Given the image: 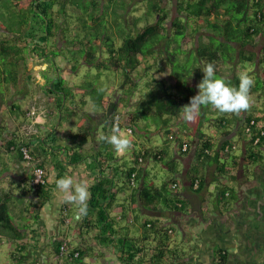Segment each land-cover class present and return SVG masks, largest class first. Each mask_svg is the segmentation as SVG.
I'll return each mask as SVG.
<instances>
[{"label": "trees", "instance_id": "16d2710c", "mask_svg": "<svg viewBox=\"0 0 264 264\" xmlns=\"http://www.w3.org/2000/svg\"><path fill=\"white\" fill-rule=\"evenodd\" d=\"M129 1L21 0V3H17L15 17H12L13 20L12 18L3 19V17H0V25L3 24L1 21H7L9 25H6L7 27L3 25L2 28L9 35L17 37L18 40H28L26 46L23 45L24 41L12 45H9V41L4 40L0 43V98L11 93V91L18 94L21 92L20 83L28 72L29 56H32L35 60L39 59V56H35L34 52L45 51L44 48L48 45V40L60 34H63L64 46L67 42L66 46L68 47L72 44L75 45L76 39L80 37L81 42H78L82 47L79 49L81 51L84 48L85 63L90 66L95 65L97 68H112L115 71H122L124 73L122 88L131 85L129 89L127 88V92V89L125 90L128 98H121L123 101L119 102L112 100L109 104L106 117L108 118V124H110L108 129L110 132L113 123L116 121V115L119 114L116 110L120 102L126 107L123 115H126V122L130 126L138 127L139 121L145 120L148 123L151 119L160 126L174 125L176 122L170 123L172 117L182 115V107L187 105L190 98L197 94L196 86L203 78L200 69L205 64L213 63L216 66L218 77H223L233 86H238V75L234 74L226 77V74L217 69L218 63L224 62L235 65V61L239 58L243 62L252 61L253 58L256 59V55L246 57L244 53H246L247 46L253 45L255 38L262 31L260 27L264 25V0H181L177 2L176 13L170 21V26L166 21V9L163 0L147 1L145 15L147 17L155 16V21L144 26H139L142 17L134 16L131 17V20L128 18ZM70 7H75V16H77L76 21L79 27L78 35L74 40L66 35L69 33L70 27L63 24L65 20L63 23H59L57 20L61 15H65L67 18ZM80 11L81 13H79ZM26 27H29V30L26 36L22 37ZM208 29L213 33L208 34V38L207 36L203 38L201 34ZM116 34L120 36L121 44H118ZM188 36H194V47L183 49L182 42ZM64 46H57L56 42L51 45L53 49L57 48L59 50H62ZM27 48L30 50L29 56L28 52L25 51ZM97 48L106 49L104 57H97ZM43 53L41 57L48 55L56 57L54 51ZM161 61L164 63H161ZM75 66H72L73 70H76ZM166 67L171 69L175 81L168 82L166 79L157 80L152 77V80L146 83L149 86L148 95L143 99L141 96L140 101H137L139 105L136 111L130 110L131 108L128 110L129 106H133L131 97L138 89L136 88L137 79L135 78L139 70L142 68L145 72H150L153 75L164 72ZM30 74L29 72L28 75ZM261 83L264 82L257 80L251 87L250 93H257L259 88H262L263 92L257 96H264V88ZM59 84L61 85L60 88ZM46 88L49 93L61 92L62 97H66V99L70 94L68 91H71L64 87L60 81L53 84L48 81ZM104 97L105 90L90 83L82 96L80 110L83 112V116L87 119L91 117L89 113L83 111L89 99L92 100L93 109L98 111L103 106ZM20 106L18 108L26 114L27 110H23ZM60 108L61 106L58 107V110ZM209 110L212 109L208 108ZM75 111L78 112V110ZM65 118L63 121L68 120L67 116ZM252 120L255 123L251 125V131L246 132V127L250 125ZM263 120L264 115L260 117L253 112L245 115L244 121L246 123L243 128L245 150L239 155L233 151L235 150L233 148L234 144H230L229 140L215 147L214 141L202 138V143L195 149L192 164L187 171L190 187L198 182L199 187L196 191H202L205 186L204 175L207 164L216 165L217 179L229 175L230 181L237 178L234 170L241 169L243 161L247 163L246 172L248 166L262 165L264 162V134L262 135L264 125L261 121L263 122ZM68 121L70 122V120ZM211 123L216 127H220L224 126L227 120H225V116L219 114ZM78 125L79 130L77 132H70L66 135L65 140L67 143L64 146H52L54 150L53 162L57 169L56 180L65 176L69 167L75 169L83 163H86L87 168L90 170H98L94 183L89 187L90 198L87 202V213L80 215L78 219L73 218L78 226L75 229L76 233L80 234L82 238H86V236L93 233V239L99 246L108 247L113 245L117 247L121 250L120 259L126 264H187L185 261H176L183 258L185 252L180 248L171 246V233L169 229L165 231L166 225L160 224L158 219H149L144 224L146 239L158 235L161 231L163 232L154 247H150L152 255L144 252L146 251V245L142 246L136 237H130L128 227H121L120 223L124 219L128 220L129 218L130 220L131 214L128 209L136 205L138 208L156 216L162 212L184 211L186 204L178 192V183L174 182V176L168 177L160 186H156L154 183L147 181L144 173L145 165L151 161L164 164L169 167L171 173L178 172L177 156L181 158L188 156L191 153V150H189L191 142L187 141L188 143H186L175 131H166L164 145L157 150L146 147L136 149V146L133 145L129 148L131 151H128L130 152L129 157L127 155L121 156L110 144L101 140L100 145L94 150L95 152L86 155L83 149L89 141L90 128L82 121ZM2 127L4 128V126ZM190 127V122L184 125L186 130ZM52 131L54 135L50 134L44 140V143L56 142L58 138L56 136L57 129L53 128ZM180 134L184 135L183 132ZM224 134H227V132ZM170 135H174L176 138L177 152L169 150ZM257 139L259 140L256 142ZM5 143L8 150L13 145L15 146V153L18 156L16 160L20 162H23L20 146H28L35 162L44 168V165L36 161V155L28 141L21 142L18 136H14ZM132 143H134L133 140H130V145ZM185 143L188 145V149L183 151ZM62 148L65 149L66 155L63 159L61 158ZM141 158L142 161H140ZM23 165L28 170L24 162ZM135 171L138 173L137 185L132 187L129 179ZM46 177L48 179L47 171ZM31 180L32 174L29 172L26 176V184L18 195L13 191L0 192L1 239L20 241L27 237L28 226H21L17 222L18 212H16V209L21 200L31 198L28 203L22 202L25 208L20 210L21 214L19 215L21 218L23 219L24 214H27L29 219L37 222L41 210L52 199V191L56 188V180L54 185L47 182V184L38 187L33 186ZM118 181H122L121 186ZM174 184L177 185L176 188H173ZM126 190L131 191L132 202L127 204L118 203L119 192ZM235 200L236 189L230 184L219 182L216 199L218 206L221 209H228ZM115 206L123 207L127 213H123L121 216L112 215ZM67 220L68 216L62 217L61 222L63 225L67 223ZM148 224H150V227H148ZM64 241L68 242L66 239H57L53 243L55 253L60 251ZM82 247L79 246L75 250L80 251V257L75 260L84 258L86 248L83 250ZM70 252L73 253V250H70ZM215 255V264H226L227 254L225 251L217 250ZM170 257L172 260L168 261ZM22 262L24 261L20 260L19 264Z\"/></svg>", "mask_w": 264, "mask_h": 264}, {"label": "crops", "instance_id": "0c3cea01", "mask_svg": "<svg viewBox=\"0 0 264 264\" xmlns=\"http://www.w3.org/2000/svg\"><path fill=\"white\" fill-rule=\"evenodd\" d=\"M17 3H21V0H0V17L5 14V10L7 13L12 10L16 13ZM57 20L59 22V18ZM260 28L262 31L255 38L254 44L247 46L246 53H244L246 57H251L253 54L256 55V59L253 58L255 61H248L250 64L255 65L247 70L246 65H243V61L240 58L235 61V65H226L223 62H219L217 69L220 71L224 69L225 71H222L224 74L229 72V74H226L227 76L225 75L226 77L233 76L238 69L240 71L246 69L254 83L257 80L264 82V25ZM26 33L27 30L23 32L22 37H25ZM16 38L13 35H9L2 28V25H0V43L2 40L14 41ZM54 39L51 38L48 40V44L54 45ZM23 45L26 46L27 43H23ZM47 47L48 45L45 48ZM31 61L27 63L28 72L20 83L22 87L21 92L18 94L15 91H11V93L1 96L2 98L0 99V192L3 193L13 191L18 195L26 184V176L29 174V170L25 169L23 162L16 160L18 156L15 153V146L13 145L8 150L7 144L5 143L14 136H18L21 142L28 141L36 155V161L44 165L47 171L48 182L54 185L57 178V169L53 162L54 150L52 146H64L67 143L65 137L71 132V127L68 126V120H63L66 119L65 116L68 118L69 108L78 110V112L75 111L74 113L76 116L74 121L76 123V131L74 126L73 133L79 130L78 123L80 121L84 124L86 123L90 128L89 141L83 149L86 155L95 152L94 150L100 145V135L107 136L111 133L108 131L110 124H108V118L106 117L109 104L113 100L111 96L105 95L103 106L98 111L93 109L92 100L89 99L83 108V111L89 113L91 116L90 119H87L83 116V112L74 100L69 101L66 97H62L61 92L56 94L49 93L46 88L49 80L43 75L33 77L34 71L32 70V66L34 65H32ZM235 69L237 70L234 72ZM57 71L59 72V70ZM29 72L31 73L30 75H28ZM58 77L59 74L56 73L55 78L57 80ZM52 81L51 84L55 83ZM32 86L35 88L36 94L31 93ZM74 88L76 89L75 86ZM249 94L252 96L254 93ZM121 98L124 99V97L120 96L115 101L119 102L122 100ZM81 102L82 98L79 102L80 106ZM24 104H29V106H25ZM19 105H21L20 108L23 110H27L26 114L22 113L18 108ZM53 105L57 108L56 110L60 106L61 108L59 111H54V108H52ZM122 106L118 107L116 111L120 113ZM5 109L8 112L6 114L4 113ZM33 111H35V114H32ZM209 112L213 114L220 113L217 110H209ZM222 114L224 116L226 115L225 120H227L224 126L216 127L211 123L213 130L210 135H204L202 132H198V135L194 134L191 141L188 139L191 142V147H189V150H191V153H189L191 155L189 164L184 160H187L189 155L184 158L177 156L178 159H181L184 172H176L174 182L178 183V192L185 201L186 207L184 211L162 212L156 216L138 208L136 205L128 209L131 214L130 220L129 218V221L124 219L120 223L121 227H128L130 237H136L142 246L146 245V251L144 252L147 254L152 255L150 247H154L157 239L162 236L163 232L161 231L158 235L146 239L144 224L149 219H158L160 224L166 225L165 231L169 229L172 232L171 246L180 248L185 252V256L176 260L177 262L185 261L187 264H215V251L223 250L227 254L226 264H264V162L262 165L256 164L248 166V171L246 172L247 163L243 161L241 169L234 170L237 178L233 181H230L229 175L217 179L216 174L218 172L216 165L207 164L204 175L205 186L200 192L196 191L199 186L194 185L190 187V181L187 177V171L193 161V153L202 143V138L214 141L215 147L220 146L226 140H232L236 142L238 148L240 147V151L242 153L244 152L245 141L243 128L246 123L244 117L247 114H251V111L246 109L239 113ZM55 115H59V117ZM261 123L264 125V121H261ZM123 125L121 124L120 128ZM53 128L57 129L56 136L58 138L56 142L51 141L49 142L50 144L44 143V140L50 134L54 135ZM225 132L227 134H224ZM16 146L18 147V145ZM169 150L177 152L176 142L169 143ZM65 156V149L62 148L61 158L63 159ZM160 166L170 172L169 167ZM154 169V166H151V162H148L145 165L144 176L149 183L160 186L161 184H156L152 179V171ZM255 169L257 171H254ZM97 174L98 170H90L87 168L86 163H83L75 169L69 167L66 175H71L77 183H86L90 187L94 183ZM178 177H181L184 181L185 190L183 194L179 191L180 181ZM118 182L121 186L122 181ZM219 182L230 184L236 189V200L228 209H221L217 204V185ZM52 193V199L41 210L37 222L29 219L27 214H24L23 219L19 215L21 214L20 210H24L25 208L22 202L28 203L31 198H24V201L21 200L18 203L17 209L14 207L16 212H18L17 222L21 226H28V234L25 239L20 241L0 238V251L2 246L8 244L11 246L10 249H7L8 261L11 260L15 264H19L20 260L24 261L21 264H52L55 254L53 243L57 239H66L69 242V249L71 251L73 250L74 252L79 246H83V250L86 249L84 250V258L82 260L66 261L65 264H126L120 259L121 250L117 247L113 245L108 247L99 246L93 239V233L86 236V238L84 237L85 239L80 234H77L75 229L78 226L73 220L78 215L77 206L67 203L63 199V193L59 192L56 188L53 189ZM125 199L127 200L124 202ZM122 202L126 204L132 202L130 190L119 192L118 203ZM120 207L115 206L112 215L121 216V214L127 213L123 207ZM65 215L68 216L67 225H63L61 222L62 217ZM176 227L180 228L182 232L183 237L181 241L175 239ZM171 260L170 257L168 261ZM8 261L6 260L7 264L11 263Z\"/></svg>", "mask_w": 264, "mask_h": 264}, {"label": "rangeland", "instance_id": "374dc122", "mask_svg": "<svg viewBox=\"0 0 264 264\" xmlns=\"http://www.w3.org/2000/svg\"><path fill=\"white\" fill-rule=\"evenodd\" d=\"M147 1L148 0H130L129 1L130 6L128 9V18L131 20L132 19L131 17H134V16L142 17V20L139 26H144L146 24L153 23L155 21V16L147 17L145 15L147 11ZM163 1H164V7L166 9L165 11L166 17H167L166 21L170 26V23H171L170 21L172 20L173 16L176 13L177 2L181 0H163ZM68 10H69L68 17L66 18L65 15H61L59 18V23H63V21L65 20L63 24L69 25L70 27L68 30L69 33H67L66 35L70 36V38L74 40V38L78 35V28H79L78 22L76 21L77 16H75L76 15L75 7H70ZM4 13L5 14L2 17H6L7 19L15 17V13L13 12V10L8 13L5 10ZM79 13H81V11ZM1 22L3 23L1 24L2 26L9 25L7 21H1ZM26 30L28 31L29 27H26L23 32H25ZM212 33L213 32L210 29H208L207 31H204V33L201 34V36H203L204 38L208 34L211 35ZM62 35L63 34H60L54 39V43L56 42V45L60 47L64 46ZM119 37L120 36L117 35L116 39L118 41V44H121L122 40L119 39ZM27 40L28 39H21V40L16 39L14 41L11 40L9 41V45L18 44V42H22V41H24L26 44ZM78 41L81 42L80 37L76 39L75 45L72 44L69 47L66 46L67 45V42H66V45L62 48V50L61 49L59 50L57 48L53 49L51 47V44H48V47L45 48L46 53H51L52 51H54V53L56 54V57H53V55L41 57L42 53L45 52L41 50L39 51V53L34 52L35 56L36 55L39 56L38 57L39 59L35 60L32 58V56L31 57L29 56L30 55L29 49L28 48L25 49V51L28 52L29 61L32 60L31 61L32 65H34L32 66V70L34 71L33 77H36L38 75H43L49 81L51 80H53L52 82L60 81V83H62L64 87L71 90V91H68L70 93L68 100L69 101L74 100L78 104L79 107H80L79 102L82 96L84 95L86 87L90 83L94 84L95 87L104 89L105 95L107 94L111 96V99L113 100H116V98L120 96L124 97V99H125V96L126 98H128L127 94L125 93V90L127 88L129 89L131 85H127L125 88H122V83L124 82V73L122 71H115L112 68H97L95 65L90 66L87 63H85V51H84V48L80 51L79 48L82 47V45H80ZM194 42H195L194 36L193 37L188 36L182 42L183 49H192L194 47ZM102 48L101 49L97 48L96 50L97 57L102 58L105 56L106 49L102 50ZM54 61L56 63H53ZM161 63H164V62L161 61ZM224 64L228 65V63H224ZM73 65H76L75 66L76 70L72 69ZM243 65H246V68L248 70V69H251L255 64H250L248 61H246V63L243 62ZM57 70H59V72ZM236 70L237 69H235L234 72ZM222 71H225V70L222 69ZM239 72H240V69H238L235 72V74L239 75ZM56 73L59 74L58 80L57 78H55ZM226 74H229V72H227ZM152 77L157 80L166 79L168 82L175 81L174 76L171 73V69L169 67H166V70L164 72L155 73L153 75L150 72H145L141 68L139 72L136 74V78H135L137 79L136 88L138 89L133 93V96L131 97V101H132L131 104L133 106L132 107L129 106L128 110L131 108L130 110L136 111L137 106L139 105L137 101H140L141 96L143 99L146 97V95H148L149 86H147L146 83L152 80ZM24 78H25V75H24ZM261 84L264 88V83H261ZM74 86L76 87V89L74 88ZM60 87L61 85L59 84V88ZM128 89L126 90V92L128 91ZM262 92H263V89L259 88V91L257 93H254L252 96L249 94L250 103H249L248 110L253 112L254 114L259 115L260 117L262 114H264L262 113L264 110L263 109L264 108L263 107L264 106V96L258 97L257 95L261 94ZM31 93L36 94V90L33 86L31 87ZM87 98H89V96H87ZM134 101L136 102L133 103ZM120 103L122 104V102ZM121 104L119 105V107L123 105ZM24 105L29 106V104H24ZM54 106L55 105L52 106V108H54V111H59V110H56L57 108H55ZM69 106L72 107L71 104H69ZM123 106L121 107V112H120L121 115H123V113L126 111V107L125 106L123 107ZM5 108H8V107H5ZM208 108L212 109L213 111L215 110L211 107L200 108L197 111L195 118L190 122L191 127L187 130L184 129V125L187 122L184 121V119L182 118V115L173 116L170 123H174V122L176 123L174 125H168L167 127L162 126V125L160 126L158 123H154L153 120L151 119L150 121H148V123L145 120L139 121L138 127H133L129 125L131 128H133L134 132H129V127L126 125L121 127L120 130H121V133L125 137H127L129 140L134 141L136 149H139L141 147H146V148H153L157 150V149L162 148V146L164 145L166 131H171V132L175 131L178 134H180L181 132H184L182 139H184L186 142L188 141V139H190L191 141L193 139L194 134H197L198 132H202L204 134L210 135L213 130V127L211 126V121L217 118V115L219 114L222 116L224 115L222 113L213 114L212 112L208 111ZM4 113L5 114L8 113L6 109L4 110ZM69 113L70 114H69L68 120H70V122L68 126L71 127V132H73L74 126H75V131H76V123L74 122L75 117H76L74 115L75 110L69 108ZM56 114H58V112H56ZM55 116L59 117V115H55ZM172 141L173 140H171L170 142ZM230 144H234L233 148L235 150L233 151H235V153H237L238 155H239V152L240 154L242 153V151H240V147L238 148L236 142L231 140ZM127 151L128 149H125L124 151L120 152V154L127 155L129 157L131 151L130 152H127ZM128 157L126 158L128 159ZM189 158H191V155L188 156L187 158L188 161L184 159L186 162H188V164L190 162ZM176 161H177V170L183 173L184 168H183V165L181 164V159L177 158ZM156 162L151 161V166L153 165L155 168L154 171H152V174H153L152 179L154 182H156V184H162L169 176L176 175V173L168 172L166 168H163L162 166H160V165L165 166L164 164L156 163ZM254 171H257V170L255 169ZM178 179L180 181L179 191H181L183 194L185 190L184 181L181 177H178ZM182 237L183 235H182L180 228L176 227L175 228V239L181 241ZM10 248L11 246L9 244L6 246H2V249L0 251V264H7L6 263V260L8 261L7 249H10ZM8 262H11V260H9ZM9 264H15V263H13L12 261Z\"/></svg>", "mask_w": 264, "mask_h": 264}, {"label": "clouds", "instance_id": "9594fccd", "mask_svg": "<svg viewBox=\"0 0 264 264\" xmlns=\"http://www.w3.org/2000/svg\"><path fill=\"white\" fill-rule=\"evenodd\" d=\"M200 70L203 73V78L196 86L198 90L197 94L190 98L187 105L182 107V118L185 122H191L195 118L197 111L202 107H211L220 113H239L242 110L248 109L250 103L249 93L254 81L247 70H241L239 72L238 86H233L223 77H218L216 66L213 63L205 64ZM32 114H35V111H33ZM119 115L121 116L120 125L125 124L134 132L133 128L126 122V115H121L120 113ZM115 119L116 122L112 125L111 133L107 136L100 135L99 139L110 144L113 149L120 154V152L125 149L130 151L129 148L133 146V143L130 145V140L121 133L118 122L119 117ZM179 136L182 137L183 135L179 134ZM174 138V135H170V139L173 140L172 142H175ZM184 145H186V143ZM56 189L63 193V199L67 203L77 206V218H79V215L87 213V202L90 198V189L86 183H77L71 175H65L56 180ZM148 227H150V224H148ZM169 232L172 233L171 230H169Z\"/></svg>", "mask_w": 264, "mask_h": 264}, {"label": "built area", "instance_id": "2783aa9c", "mask_svg": "<svg viewBox=\"0 0 264 264\" xmlns=\"http://www.w3.org/2000/svg\"><path fill=\"white\" fill-rule=\"evenodd\" d=\"M116 117H119L118 122L120 124L121 116L119 114H117ZM254 123H255V121L252 120L250 125L246 127V132L251 131V125H253ZM129 132H132V129L129 128ZM263 134H264V132L262 131V135ZM171 138H172V136H171ZM258 140L259 139H257L256 142ZM183 150L184 151L187 150L186 145L183 146ZM20 151H21V154L23 156V162L25 163L26 167L28 168V170L32 174L31 184L33 186H36V187L47 184L48 179L46 177V171L42 166H39L35 162L34 157L30 152V148L26 145H21ZM140 161H142V158L140 159ZM137 175H138V173H137V171H135L130 177V184L132 186L137 185ZM198 185H199V183L196 182L195 186L198 187ZM176 187H177V185L174 184L173 188H176ZM68 247H69L68 242L64 241L63 244L61 245L60 251L58 253L54 254L52 264H64V262L66 260H74V259H77L80 257V251H75V252L71 253L70 250L68 249Z\"/></svg>", "mask_w": 264, "mask_h": 264}]
</instances>
